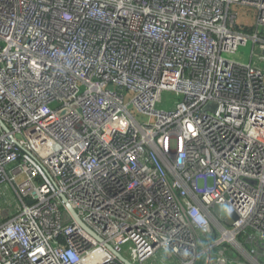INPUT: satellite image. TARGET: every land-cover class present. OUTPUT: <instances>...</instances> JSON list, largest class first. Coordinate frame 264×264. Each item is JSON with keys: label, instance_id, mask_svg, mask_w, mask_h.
Wrapping results in <instances>:
<instances>
[{"label": "built area", "instance_id": "2783aa9c", "mask_svg": "<svg viewBox=\"0 0 264 264\" xmlns=\"http://www.w3.org/2000/svg\"><path fill=\"white\" fill-rule=\"evenodd\" d=\"M262 34L264 0H0V264H264Z\"/></svg>", "mask_w": 264, "mask_h": 264}, {"label": "rangeland", "instance_id": "374dc122", "mask_svg": "<svg viewBox=\"0 0 264 264\" xmlns=\"http://www.w3.org/2000/svg\"><path fill=\"white\" fill-rule=\"evenodd\" d=\"M238 11L241 15V18L246 19L245 24L250 26L249 32L253 33L256 24V9L254 7L239 6ZM262 36H264V34H262ZM250 49H251V45L250 42H248L245 46H241L235 55H228L225 57L233 60L238 59V60H242L243 62H246L249 59L248 57L250 54ZM163 96L166 97L165 94ZM221 212L224 214L223 209L221 210Z\"/></svg>", "mask_w": 264, "mask_h": 264}, {"label": "water", "instance_id": "95a60500", "mask_svg": "<svg viewBox=\"0 0 264 264\" xmlns=\"http://www.w3.org/2000/svg\"><path fill=\"white\" fill-rule=\"evenodd\" d=\"M70 211L72 213V215L74 216V218L76 219V221L82 225L83 227H85V225L80 221V219L77 217L76 213L74 212V210L72 208H70ZM86 228V227H85ZM120 258H122L120 255H118ZM129 264V263H128Z\"/></svg>", "mask_w": 264, "mask_h": 264}, {"label": "crops", "instance_id": "0c3cea01", "mask_svg": "<svg viewBox=\"0 0 264 264\" xmlns=\"http://www.w3.org/2000/svg\"><path fill=\"white\" fill-rule=\"evenodd\" d=\"M248 58H249V57H248ZM248 61H249V59H248L246 62H248ZM165 259H166V260H168V258H167V257H165Z\"/></svg>", "mask_w": 264, "mask_h": 264}]
</instances>
